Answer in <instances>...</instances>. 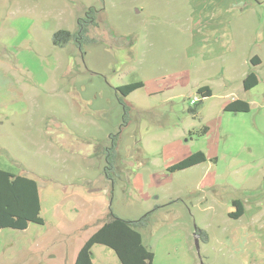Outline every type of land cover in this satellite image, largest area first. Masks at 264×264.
<instances>
[{"label": "rangeland", "instance_id": "374dc122", "mask_svg": "<svg viewBox=\"0 0 264 264\" xmlns=\"http://www.w3.org/2000/svg\"><path fill=\"white\" fill-rule=\"evenodd\" d=\"M192 3L0 0V168L37 180L51 205L59 200L43 217L71 258L111 210L128 220L150 213L139 230L153 264H264V7L239 5L229 50L216 53L192 44ZM91 8L89 41L53 43ZM250 71L259 83L246 91ZM136 81L144 85L127 97L117 92ZM205 85L212 95L192 114ZM235 98L249 111L225 110ZM199 150L206 161L167 169ZM235 199L245 206L239 218L229 215ZM22 238L1 230L0 264H48L36 242L10 259ZM98 248L96 262L121 264Z\"/></svg>", "mask_w": 264, "mask_h": 264}, {"label": "trees", "instance_id": "16d2710c", "mask_svg": "<svg viewBox=\"0 0 264 264\" xmlns=\"http://www.w3.org/2000/svg\"><path fill=\"white\" fill-rule=\"evenodd\" d=\"M93 12L91 8L83 18H78L77 28L74 31L57 30L52 37L53 43L64 46L70 42L81 45L83 41H89V26L95 22ZM251 61L255 66L261 63L260 58L256 56ZM258 83L257 73L250 71L243 79L244 90L247 91ZM143 85L142 81H136L120 85L116 89L120 96L127 97ZM197 92L201 95V99L189 107V112L192 114L198 112L197 106L203 98L212 95V90L207 85L199 87ZM119 100L125 109L123 98L119 97ZM249 109V102L242 98H235L225 105L227 111L246 112ZM203 132H207V127L203 128ZM108 150L113 157L117 150L116 136L112 139ZM207 159L206 153L199 150L171 164L167 169L171 172L183 170ZM110 161L113 162L111 159ZM233 204L236 210L229 215L239 218L244 214L245 206L240 199H235ZM149 214L147 212L136 220H128L116 216L110 210V214L101 221L102 224L85 240L77 253L74 264H95L92 247L96 244L112 249L121 264H153L154 252L144 244L142 233L139 230L147 226ZM30 223L41 225L45 223L42 215L40 184L30 176L17 175L0 168V228L24 230ZM196 235L199 239L202 238V232L199 229H196ZM203 239L207 240V236Z\"/></svg>", "mask_w": 264, "mask_h": 264}, {"label": "crops", "instance_id": "0c3cea01", "mask_svg": "<svg viewBox=\"0 0 264 264\" xmlns=\"http://www.w3.org/2000/svg\"><path fill=\"white\" fill-rule=\"evenodd\" d=\"M192 1H193L192 3L193 10H194L193 16H194V20L197 26V28H195L194 31H191L190 33L192 44L202 45L205 47H215L216 46L217 48L216 53L219 49L221 50L220 53H224L227 50H229V47L231 44L230 39L234 36L233 31H232V26L230 24H231V21L234 20V18H236L240 14L238 12L239 5L249 2L252 4L251 7H254V6L256 8H259L260 6L264 7V0H192ZM262 16L264 17V9L262 10ZM200 39L202 40L204 39V41H200ZM205 39H208V40L215 39L216 41L213 43L210 41H205ZM262 52H264V48ZM255 56L260 58V61H261V63L257 64L256 66L261 65L262 64L261 53H254L252 58H254ZM40 195H41V200H42V215L44 214V210H49L50 207L54 206V204L55 206L59 205L58 204L59 200L54 202L51 205L52 200L46 202L45 199L43 198V195L41 194V191H40ZM232 212H234L233 209L230 210V213ZM55 219H58V218L55 217ZM34 225H37V224L30 223L26 229L18 230V231H23L24 236L26 238L25 239L22 238L21 240L16 241V243L14 244L15 245L14 252H12V254L10 255V259L16 258L17 260V256L20 255L21 251H29L30 249H32V244L36 242V246L39 245L38 248L40 249L41 247L42 249L43 256H42L41 263L42 262L43 263L47 262L48 264H74L75 263L77 253L82 245L78 247L77 252L73 253L74 256L71 258V256L69 255L70 248L62 247L60 241L58 240V238H56L57 235L52 232H48L47 219H45V223L43 225L39 224L41 227H38V225L35 226L37 227L35 228V230H33ZM2 229L4 228H0V233ZM13 230H17V229H13ZM29 240H31V242H29ZM245 242L246 244H248V242L250 244L252 240L246 239ZM98 245L99 244H96L92 247V257H93V261L95 264H100L95 261L96 260L95 252L96 253L98 252L99 254L98 256H104L102 254H104V251H105L102 248H98ZM31 261L32 259L30 257L27 260L26 264H29ZM101 264H108V263L101 262Z\"/></svg>", "mask_w": 264, "mask_h": 264}, {"label": "water", "instance_id": "95a60500", "mask_svg": "<svg viewBox=\"0 0 264 264\" xmlns=\"http://www.w3.org/2000/svg\"><path fill=\"white\" fill-rule=\"evenodd\" d=\"M197 241H198V239H197ZM197 248H199V244L197 243Z\"/></svg>", "mask_w": 264, "mask_h": 264}, {"label": "built area", "instance_id": "2783aa9c", "mask_svg": "<svg viewBox=\"0 0 264 264\" xmlns=\"http://www.w3.org/2000/svg\"><path fill=\"white\" fill-rule=\"evenodd\" d=\"M192 103H195V101H194V100H192Z\"/></svg>", "mask_w": 264, "mask_h": 264}]
</instances>
